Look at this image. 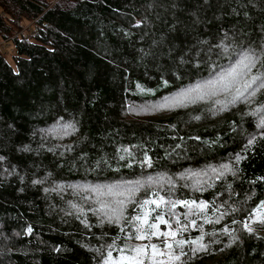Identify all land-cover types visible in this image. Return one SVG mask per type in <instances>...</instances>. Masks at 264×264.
<instances>
[{
  "label": "trees",
  "instance_id": "obj_1",
  "mask_svg": "<svg viewBox=\"0 0 264 264\" xmlns=\"http://www.w3.org/2000/svg\"><path fill=\"white\" fill-rule=\"evenodd\" d=\"M0 39V264H105L145 213L204 237L168 264H264V0H0Z\"/></svg>",
  "mask_w": 264,
  "mask_h": 264
},
{
  "label": "rangeland",
  "instance_id": "obj_2",
  "mask_svg": "<svg viewBox=\"0 0 264 264\" xmlns=\"http://www.w3.org/2000/svg\"><path fill=\"white\" fill-rule=\"evenodd\" d=\"M30 25H31V23L25 22V25L22 29V32L27 34L28 28ZM0 50L1 51L3 50L5 56L8 58V60L11 59L10 56L13 55V53H14V48L12 47L11 43H6V40H4V39H0ZM252 68L253 67H252L251 61L242 60L240 62V68L237 71H235L230 77H228L226 79L219 78L217 80V82L219 83L218 90H214L210 86V83H208L206 85L202 84L201 94L204 96V98H209L214 103L219 102L220 100H223V99H228L230 97L234 98V97L241 96V94H243L245 91V81L243 80L241 73L250 72L252 70ZM188 98H191V94L188 93V91L180 90L170 97H164L159 102H155L153 104V108H155L156 110H159V111L171 110V109H174L176 107L183 106L182 104L186 102V101H184V99H188ZM97 199H99V198H97ZM192 221H193V219L190 218L189 216H184L181 218V221H180L181 226L180 227L186 225L187 226L186 229H187L188 227H190L192 225ZM171 223H173V222L171 221ZM247 223L251 224V226L254 225L252 220L250 222H247ZM143 228H145V227H143ZM177 228H179V227H173L172 229H169L167 226L165 227V229L160 227V231H176ZM150 231L151 230H148V237L151 236ZM176 240H180L178 235L176 237ZM164 242L173 243V237H171V236L157 237L155 242L149 243V244H145V243H142L141 241H138L137 243L132 245V249L137 247V246L156 244L159 246V249H158L159 251L166 253V252H168V249L163 247ZM127 246H130V244H127ZM182 247H183V245H182ZM125 251L126 250H119V248L115 249V254L111 255V262L116 264V262L119 261L122 256L134 255V253H132L131 251L130 252H125ZM173 251L175 253V248L173 249ZM149 252H150V249H149ZM107 259H108V256H107L106 260ZM146 261L147 262H153V264L155 262H157L155 264H158V262H159V264H168V263L172 262L167 255L159 256L156 258H151V256L149 255V257L146 259Z\"/></svg>",
  "mask_w": 264,
  "mask_h": 264
},
{
  "label": "snow or ice",
  "instance_id": "obj_3",
  "mask_svg": "<svg viewBox=\"0 0 264 264\" xmlns=\"http://www.w3.org/2000/svg\"><path fill=\"white\" fill-rule=\"evenodd\" d=\"M258 79H259L258 77H253L252 81L245 85V89L252 88L253 85L257 83ZM260 86H264V83H262ZM252 142H253L252 140H249V144H251ZM162 203H164L163 197H160L158 200H146V201H144L145 205L153 204L156 206V208H159ZM180 203H182L184 207L190 206V203L187 201H183ZM191 205H195V202L194 201L191 202ZM175 207H176V204H172V208H175ZM199 207L201 209H203L206 207V205L201 203L199 205ZM259 208H264V201H262L261 204L258 206V209ZM257 211L258 210H254L249 215L248 219H251L253 221V223L264 224V213H261L260 216H257ZM134 219L138 222V225H146L147 226L146 229L141 228L139 226L137 227V230H136L137 234L135 235V239H137V240L147 239L148 238V230H151L150 235L153 237L171 236V237L175 238L179 232L185 231L186 227H187L186 225L179 227V228H177L176 231H160V225L161 224L166 225L169 229L172 227L169 224L168 219H166L165 216L162 214H157L154 217L155 222H152V223H149V214L148 213L143 214V216H136ZM207 222L211 223L212 221H207ZM177 223L179 224V220H177ZM233 223H236V222L233 221ZM192 224H193V226H195V221H192ZM243 228L246 231H248L249 233H251L253 231L251 224H249L247 222L243 223ZM224 231L226 233L229 232V230L227 228L224 229ZM203 239H204L203 236H199V237H197L196 240L191 241V242L184 241V240H175L174 243L164 242L163 247L168 249V252H166V253L159 251L158 250L159 246L156 244L137 246V247L131 249V252L134 253V255L122 256L120 258V260L116 262V264H146V259L149 257V255L151 256V258H156L159 256L167 255L171 261L179 262L181 260V257L186 255V253L182 249V245H184L185 243L199 244V248L193 249V251L206 250L207 246L204 245L203 243H201L203 241ZM174 248L180 249L179 255H176L174 253V251H173ZM149 249H150V252H149ZM105 264H112L111 252L108 253V259L106 260ZM158 264H159V262H158Z\"/></svg>",
  "mask_w": 264,
  "mask_h": 264
}]
</instances>
